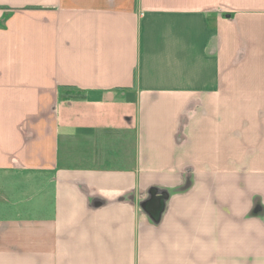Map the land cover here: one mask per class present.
Masks as SVG:
<instances>
[{"label": "crops", "instance_id": "1", "mask_svg": "<svg viewBox=\"0 0 264 264\" xmlns=\"http://www.w3.org/2000/svg\"><path fill=\"white\" fill-rule=\"evenodd\" d=\"M0 264H264V0H0Z\"/></svg>", "mask_w": 264, "mask_h": 264}]
</instances>
